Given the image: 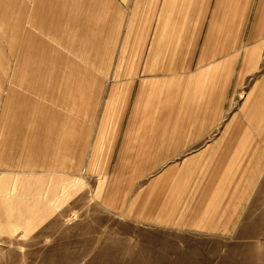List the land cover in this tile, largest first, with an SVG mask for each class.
<instances>
[{"label":"crops","instance_id":"0c3cea01","mask_svg":"<svg viewBox=\"0 0 264 264\" xmlns=\"http://www.w3.org/2000/svg\"><path fill=\"white\" fill-rule=\"evenodd\" d=\"M50 3L53 12L62 11L56 0L39 5L43 9ZM170 4L157 20L145 67L138 71L143 75L131 83L136 94L119 123L120 132L107 139L97 204L121 224L109 226L110 231L100 227L84 231L89 221L74 223L61 232L81 233L74 246L45 247L49 250L45 253L59 255L54 264L69 260L72 264H264V123L251 120L253 115L248 127L241 113L230 123L227 117L232 84L239 85L253 61V53L244 49L264 36V0H259L251 26L255 0H171ZM35 61L26 60L17 70L29 72L28 76L40 71L49 78L61 72L62 62L56 66L51 61L46 70L45 58L38 69L39 60ZM31 82L27 87L34 89ZM50 82L58 86V81ZM40 92L48 97L45 90ZM39 104L36 121L51 126L54 113L45 114L51 107ZM80 104L78 115L85 110ZM88 119L93 121V115ZM64 120L62 127L60 114L58 165L50 160L44 170L24 165L12 171L25 176L17 181L40 179L48 186L59 181L65 191L59 200L46 193L48 206L68 205V183L82 181L75 176L79 164L90 147L94 155L96 145L91 143L99 142L88 128H81L88 120ZM40 150L35 145L31 151ZM18 193L23 198L32 195L23 189ZM53 219L11 220L9 227L12 233H36ZM43 259L42 264H52L49 257Z\"/></svg>","mask_w":264,"mask_h":264},{"label":"rangeland","instance_id":"374dc122","mask_svg":"<svg viewBox=\"0 0 264 264\" xmlns=\"http://www.w3.org/2000/svg\"><path fill=\"white\" fill-rule=\"evenodd\" d=\"M40 1L45 0H0V264H42L44 257L54 264L59 255L45 253L49 251L45 247L74 246L75 236L81 233H61L74 223L89 221L84 224V231L98 227L110 231L121 224L97 204L108 158L107 139L109 134L120 132L119 123L127 116L136 94L131 83L143 75L138 71L145 67L157 20L162 10L171 5V0H56L62 11L53 12L52 3L42 9ZM258 2L255 0L252 7L249 26L255 20ZM206 32L207 29L202 36ZM244 50L253 53V61L245 68L239 85L236 81L232 84L228 123L241 113L248 127L253 115L251 120L263 126L264 36L257 45H248ZM42 58L46 59V70L51 61L56 66L62 62L58 68L61 72H54L49 78L40 71L28 76L29 72L17 70L26 60H39L38 69ZM76 70L88 72L87 77L79 76ZM50 81H58V86H52ZM27 82L34 89L27 87L31 85ZM44 90L47 98L40 92ZM27 100L37 102V106L23 103ZM79 102L80 110H85L78 115ZM39 103L51 107V112L45 110L47 115L54 113L51 126L36 121ZM60 114L62 127L65 118L88 120L84 122L88 127L81 128H88L91 138H99V142L91 143L96 145L94 155L90 147L88 157L79 164L80 173L75 176L82 181L68 183V205L48 206L44 204L49 197L46 193L50 191L52 199L59 200V194L65 191L59 181L51 186L40 179L17 181L24 175L12 171L24 165L44 170L50 160L53 165L59 164L60 135L56 129ZM91 115L93 121L88 119ZM36 130H40V135L35 134ZM35 145L41 147L37 153L31 151ZM31 176L40 178L43 174ZM20 189L29 190L32 195L23 198L17 195ZM51 216L53 221L36 233H12L9 227L11 220ZM72 263L69 260L68 264Z\"/></svg>","mask_w":264,"mask_h":264}]
</instances>
